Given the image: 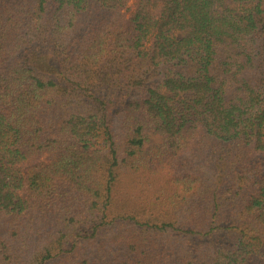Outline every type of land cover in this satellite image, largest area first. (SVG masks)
Here are the masks:
<instances>
[{"label":"trees","instance_id":"trees-1","mask_svg":"<svg viewBox=\"0 0 264 264\" xmlns=\"http://www.w3.org/2000/svg\"><path fill=\"white\" fill-rule=\"evenodd\" d=\"M0 264H264V0H0Z\"/></svg>","mask_w":264,"mask_h":264},{"label":"rangeland","instance_id":"rangeland-1","mask_svg":"<svg viewBox=\"0 0 264 264\" xmlns=\"http://www.w3.org/2000/svg\"><path fill=\"white\" fill-rule=\"evenodd\" d=\"M131 6V2L129 3ZM145 142H144V148H147L148 146L159 144L161 142V137L154 133L153 131L149 130L145 133Z\"/></svg>","mask_w":264,"mask_h":264}]
</instances>
